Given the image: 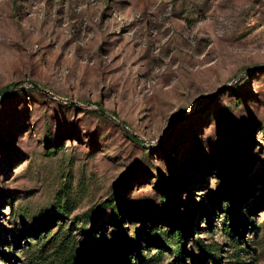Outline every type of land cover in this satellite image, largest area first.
<instances>
[{
    "label": "rangeland",
    "instance_id": "1",
    "mask_svg": "<svg viewBox=\"0 0 264 264\" xmlns=\"http://www.w3.org/2000/svg\"><path fill=\"white\" fill-rule=\"evenodd\" d=\"M0 93V264H264V0H0Z\"/></svg>",
    "mask_w": 264,
    "mask_h": 264
},
{
    "label": "trees",
    "instance_id": "2",
    "mask_svg": "<svg viewBox=\"0 0 264 264\" xmlns=\"http://www.w3.org/2000/svg\"><path fill=\"white\" fill-rule=\"evenodd\" d=\"M15 84L16 83H12V84L7 85L5 90L7 91V90L11 89ZM164 190H165V194L163 195V201H164L165 206L168 208L169 212L173 215V222L170 223V225L174 229V233L176 234V237L178 238L179 246L177 248V251L179 253L180 262H181V264H187V262L183 256L184 253L187 251L186 245H185V236H184V234H182V231L176 230L178 227H181L184 224V221L181 219V217L178 214H176L174 207L170 204L168 193H170L171 190L168 187L165 188ZM235 191H236V193L238 192V185H237ZM237 203L238 202H236V204ZM184 233H186V232H184ZM129 246L130 247H136L137 243L133 242V241H129ZM121 263H123V262H121ZM125 264H127V262H125Z\"/></svg>",
    "mask_w": 264,
    "mask_h": 264
},
{
    "label": "water",
    "instance_id": "3",
    "mask_svg": "<svg viewBox=\"0 0 264 264\" xmlns=\"http://www.w3.org/2000/svg\"><path fill=\"white\" fill-rule=\"evenodd\" d=\"M35 86H36V87H40V88H42L43 90L49 92V90H47V89L41 87L39 84H35ZM71 102H75V101H71ZM124 127H125V128H128L125 124H124Z\"/></svg>",
    "mask_w": 264,
    "mask_h": 264
}]
</instances>
